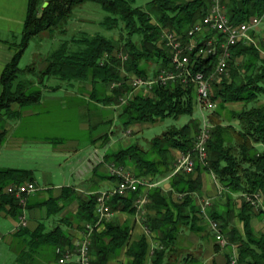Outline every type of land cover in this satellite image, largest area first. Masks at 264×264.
I'll list each match as a JSON object with an SVG mask.
<instances>
[{"label":"trees","instance_id":"trees-1","mask_svg":"<svg viewBox=\"0 0 264 264\" xmlns=\"http://www.w3.org/2000/svg\"><path fill=\"white\" fill-rule=\"evenodd\" d=\"M27 1L21 41L14 45L16 53L0 74V85L3 89L0 95V145L6 140L7 122L20 120L25 110L40 108L44 90L58 89L59 86L45 85L51 78L67 84L73 81L90 83L93 88L90 100L101 101L106 105H118L120 107L118 120L125 129L141 123L154 124L158 119L178 120L181 117H189L191 119L182 126H169L161 136L150 142L147 149L141 144H133L110 155L111 161L118 167L134 166L135 169L131 172L141 180L148 175L170 176L169 192H165L161 187H155L148 193L151 203L149 206L155 212L143 217V225L158 243L151 264H162L166 254L173 252L185 226L194 232H202L205 229L204 226H200V223L205 221L193 197L202 189L200 180L203 171L211 172L225 189L222 195L225 199V210L220 211L219 204L216 203L210 217L219 223L224 237L231 244H237V264H264V234L256 235L251 227L253 207L242 197L243 194L257 192L264 195V151L258 147H264V57L261 50L253 44L242 42L232 47V58L228 66L230 75L213 85L210 96L211 101L221 109H225L227 103L237 102L243 103L244 107L238 112L227 111L228 123L225 125L223 120L217 122L210 120L212 129L207 145L206 166L198 164L192 173L173 174L177 157L171 154L172 151H178L180 154L192 151L194 138L199 131L200 122L193 118L196 111L194 86L191 83L184 85L177 79L164 85H152L150 90L140 89L142 92L130 98L133 87L127 81L129 77L154 78L161 69L171 68L170 51L163 42L165 31L176 34L183 43H187L188 31L195 22L203 19L208 13L211 1L149 0L144 7L135 6L136 0ZM46 2L48 4L44 7ZM87 2L98 4L109 15L101 24L105 29L122 28L126 32L127 59L124 60V64H121L124 55L116 57L118 51L115 50L111 39L84 33L80 39L63 42L48 56L45 67L39 72L33 65L25 69L19 66L33 38L46 31L51 33L58 30L65 34V28L75 7ZM222 2L226 15L233 24L243 23L264 12V0ZM212 35L215 36V33L205 34L204 37ZM134 36H138L139 44L134 42ZM197 39L202 42L201 38ZM201 42L199 47L203 45ZM71 43L77 45L79 49L71 51ZM262 51L264 52V42ZM217 56L202 59L191 54L192 73L213 72L218 62ZM239 57L243 59L236 63ZM148 62L155 63L152 75L142 64ZM237 64H241L238 65L239 68ZM121 66H124V70ZM238 69H243L242 77H239ZM122 72L125 73L124 77ZM22 76L26 77V80L20 79ZM112 84L114 86L108 95L106 88ZM122 97H126V101L120 104ZM233 122L237 125H233ZM32 172L16 168L0 169V191L11 184L15 186L27 182L34 183ZM195 172L198 173L197 177L193 176ZM62 191L61 197L65 200L67 194L72 193L71 188H63ZM139 193L140 190L127 197H114L109 202L111 210L134 211L133 199ZM173 193L181 195L179 198L181 200L174 201L171 196ZM235 196L242 199L237 214L234 210ZM96 198L97 195L79 198L77 218L85 223L83 226L85 234L88 232V225L92 228L91 264H108L109 257L116 254L126 243L129 230L113 221L99 223L94 212ZM5 204L10 205L13 210L21 209L19 201L8 195L1 197L0 206ZM45 204L56 205L57 201L51 200ZM235 217L243 223V235L231 224ZM102 223L104 228L98 232ZM30 239L31 248L48 245L55 249V253L57 248L72 246L61 227L53 228L49 232H44L42 227H38L32 234L30 233ZM105 239L109 242L105 243ZM217 245L216 248L219 249V244ZM146 251L147 244L143 238L138 244L131 246L128 254L134 258L132 264H143ZM56 256L58 261L57 253ZM226 257L227 263L231 264L230 252Z\"/></svg>","mask_w":264,"mask_h":264},{"label":"crops","instance_id":"crops-1","mask_svg":"<svg viewBox=\"0 0 264 264\" xmlns=\"http://www.w3.org/2000/svg\"><path fill=\"white\" fill-rule=\"evenodd\" d=\"M27 0H0V74L7 64H9L15 53L16 48L12 43L1 38V35L8 36L12 32L22 34L24 21L27 14ZM253 34V32H252ZM252 41L257 44L264 40V30L255 31L252 35ZM264 57V52H262ZM243 57L237 58L241 61ZM1 78V75H0ZM63 83V82H62ZM61 83V84H62ZM58 89L66 91L64 96L57 97L56 95L42 98L40 108L28 109L23 111L22 118L18 121L7 122L5 129L7 131L4 145H0V150L3 147L20 149L25 143H28L31 148L40 150L42 147L52 149L55 155L64 158H76L75 171L72 174V179H67L64 183L55 185L50 179L43 180V186H40L37 177L36 169L33 167H10L23 170H31L34 174V184L37 188L36 192L28 195L25 198V205L21 209H12L10 205L0 206V264H58L55 249L51 246L45 245L41 247L31 248L30 233L32 234L38 227H42L44 232L52 231L53 228L61 227L70 243L76 244L85 237L84 225L85 223L77 218L79 211V198L89 195H98L103 191H110L115 186V179L109 172V167L115 163L111 161V154L118 152L121 148H127L133 144H138L137 140L133 142L131 139L135 134L134 131L137 126L125 129L132 131L134 134L130 138L116 137L112 126L120 113L118 105H106L101 101L90 100L92 92V85L84 82H64V85H58ZM67 86V88H65ZM69 89V92H68ZM52 90H45L46 92ZM3 89L0 85V95ZM54 91V90H53ZM107 94H110L107 88ZM217 103V102H216ZM60 109L68 107L73 108L80 114L85 112L86 107H93L94 118L97 123L107 124L110 128L107 132L90 135L87 142L81 144L75 139L64 138V135H55L56 130H60L56 125L53 126L49 116H42V113H48L52 106L55 105ZM244 104L241 102L227 103L225 108L228 111L238 112L242 110ZM217 106L215 107V109ZM214 110V109H213ZM96 112V113H95ZM25 121L28 122L23 126ZM148 127L150 123H142ZM233 125H237L233 122ZM24 128L21 135L12 137L11 135L17 130ZM81 128L90 134L91 126L82 125ZM139 132V131H138ZM150 143V142H149ZM143 147V146H142ZM261 151H264L263 146H258ZM144 148V147H143ZM173 156L178 157L180 152L172 151ZM52 154H48L50 157ZM122 167V166H121ZM133 171L135 168L132 165L126 166ZM198 175V174H196ZM196 175L194 177H196ZM73 180V181H72ZM148 186L140 189L139 194L148 197L149 190L155 187H161L165 192L171 190L170 176L166 177H152L146 176L145 179ZM150 181V182H149ZM202 189L199 193L194 194V203L197 207L209 200L211 205L207 208V213L213 211L216 203L219 204V210H225V199L222 197L225 192L223 186L218 182L211 172L203 171L201 173ZM222 186V187H221ZM63 188H71L72 193L67 194V198L62 199ZM133 199H137L138 195ZM3 196V194H2ZM1 196V197H2ZM172 199L177 201L178 194L173 193ZM0 197V203H1ZM205 198L201 200V198ZM235 214L238 213L242 205L240 196H235ZM55 200L57 204H45L48 201ZM149 203L145 207L146 214H154L155 211L150 208ZM134 211H122L121 209L113 212V216L105 222L113 221L123 228L129 230V237L123 247L114 255L109 257L108 264H132L133 256L128 254L131 246L136 245L143 238L147 244L146 256L143 264H151L154 250L158 247V243L143 225V217L139 210L132 205ZM254 216L251 219V227L256 235L264 234V197L262 198L260 208L253 209ZM7 224V225H6ZM200 226L205 229L202 232H194L188 230V227L183 228L182 234L176 241V246L172 251L168 252L162 264H228L226 254L237 253V244H232L227 252L222 248L217 249L213 233H210V228L207 223L201 222ZM243 235V223L237 217L231 223ZM104 224L99 226L98 232L103 230ZM227 239V238H226ZM105 243L109 240L105 239ZM95 258V255L93 256Z\"/></svg>","mask_w":264,"mask_h":264},{"label":"built area","instance_id":"built-area-1","mask_svg":"<svg viewBox=\"0 0 264 264\" xmlns=\"http://www.w3.org/2000/svg\"><path fill=\"white\" fill-rule=\"evenodd\" d=\"M212 5L208 13L203 19L194 23L188 31V42L183 43L182 39L174 33L165 31L164 46L170 51L171 68L161 69L157 76L150 79L139 77H129L127 83L133 87V90L147 89L150 90L152 85L167 84V82L180 79L184 85L193 84L195 92V108L199 110L202 120L199 126L197 136L194 138L193 149L188 153L179 155L175 162L173 174L183 172L186 174L192 173L196 165L206 166L208 161L207 145L211 138L212 125L207 120L206 114L210 113L216 107V104L211 101V92L215 83L222 82L229 77V61L231 59L232 47L238 43L247 44L251 42L250 32L255 31L264 22V12L261 15L254 16L248 21L239 24H233L229 21L225 13V7L222 0H211ZM218 32L221 38L206 37V40L198 41L201 35L212 32ZM203 43L201 47L199 44ZM195 54L196 58L207 59L210 56L218 55V62L215 69L211 73L194 72L190 55ZM123 61L127 59L123 56ZM113 84L111 88H113ZM126 98V97H125ZM124 97L120 99L121 103L126 101ZM109 172L116 179L115 186L110 191H103L97 195L95 205V215L98 217V222L110 219L113 212L109 202L114 197H127L129 194L138 193L139 190L148 183L144 179L137 178L133 173L123 167L111 165ZM36 186L32 182H27L19 185H8L4 190L0 191V197L8 195L18 200L21 206L25 205V198L28 195L35 193ZM263 194L257 192L255 194L245 195V199L253 207L257 208L262 201ZM149 203L146 195L139 194L134 201L136 207L142 216L146 215L145 207ZM211 205L210 201H205L200 209V215L209 225L216 242L221 247H226L229 243L223 236L220 225L213 220L207 213V208ZM87 233L81 242L77 243V248H57L56 253L59 256L58 264H91L90 247L92 244L91 234L92 228L87 226ZM231 264H237L236 257L231 259Z\"/></svg>","mask_w":264,"mask_h":264},{"label":"rangeland","instance_id":"rangeland-1","mask_svg":"<svg viewBox=\"0 0 264 264\" xmlns=\"http://www.w3.org/2000/svg\"><path fill=\"white\" fill-rule=\"evenodd\" d=\"M148 2L149 0H136L135 6L144 7L146 6ZM211 5H212V1H211ZM225 13H226V10H225ZM108 16L109 15L98 4H95L92 2H87V3H84L82 5L75 7L71 15V18L65 28L66 33L61 34L58 30L51 32V33L49 31H46V32H43L40 36L33 38L30 41L28 48L25 50L20 60L19 66L22 69L23 68L25 69V67L29 65H33L36 71L39 72L45 67L46 59L48 58V56L53 51L57 50L63 42L65 41L71 42L72 39H80L82 38L84 33L89 36L101 35V36H104L105 38L111 39L113 41L112 43L115 47V50L118 51L116 57L119 58L120 54L127 56L126 54L127 51L125 49L126 32L123 31L122 28L121 29L117 28L114 30H107L101 25L104 19ZM260 30H264V22L255 31H260ZM255 31H252L253 34ZM252 32H250V37H251ZM212 33H215V36L212 35L214 38H221V35L218 32L214 31ZM203 37H204L203 35L199 37L201 38L202 42L206 40V37H204V39ZM207 37H211V36H207ZM1 38L6 41H9L13 45H16L20 43L22 34L12 32L8 36L1 35ZM133 40L135 43L139 44L138 36L137 37L134 36ZM263 42L264 40L260 41V43L257 44L256 42H254V39L252 41V38H251V42L247 44L248 45L253 44L255 47L261 50L260 52H263L262 51ZM78 49L79 47L77 45H75L74 43H71L70 45L71 51H77ZM231 58H232V54H231ZM237 62H240V61L237 60L236 63ZM124 63H125L124 61L121 62V64H124ZM142 64H144V66L147 67L148 73L152 75L154 68H155V63L148 62V63H142ZM238 65L240 66L241 64H237V67L239 68ZM122 69L124 70V66L122 67ZM243 72H244L243 69H238L239 77H242ZM122 75H123L122 77H124L125 73L122 72ZM229 75H230V72H229ZM25 78L26 77L22 76L20 79L26 80ZM230 81H231V78H230ZM61 83L62 82H60L59 80L51 78L48 81H46L45 85L48 87L58 86L59 84L60 86L61 85L63 86L64 82L62 84ZM65 88H67V86H65ZM107 88L109 89L111 93V90H112L111 86ZM68 92H69V89H68ZM139 92H142V91L140 89L138 90L134 89L132 94L129 97L131 98V96H133L136 93L139 94ZM65 93L66 91L64 89L54 90V91L49 90L47 92L44 90L43 96L47 97V96L56 95L57 97H60V96H64ZM219 102L220 101H218V103ZM120 104H123V103L120 102ZM85 110L86 111L83 112V114H80L79 111L77 112L76 110L70 107L66 109H62V108L60 109V107L57 106L56 104V107L55 105H53L51 110L48 113H42L41 115L49 116V118L51 119L49 121L52 122V125L53 126L56 125L58 128H61L60 130H56L57 133L55 135H64L63 136L64 138H67L69 140L75 139L79 141L81 144H84L85 142H87V139L90 135H96L98 133L107 132L108 129L110 128L109 126H107V124L97 123V120L94 118V112L90 111V110H94L93 107H90V106L86 107ZM227 111H228L227 108L221 109L220 106L218 105L216 109L214 108V110L212 109L210 113L206 114L205 118L209 121L213 120L216 122L223 120L224 125H225L228 123ZM201 117L202 116L200 115L199 110L196 109L193 118L198 119L199 122L201 123V120H202ZM190 119L191 118L189 117H181L178 120H173L169 118L163 119V120L158 119L154 124L150 123L148 124L149 126L145 128H144L145 125H143L142 123L140 125L137 124L139 127H136L134 131L135 134L132 131L130 132V131L125 130V127L122 125V123L119 120H116V122L114 123V126H112V130L114 131L116 137L121 136L124 139L130 138L134 134L131 138L133 142L137 141V140H134L137 138L139 140L137 141V143L141 144V146L147 149L150 145L149 142H151L154 138L161 136L169 126H172V125L182 126V124L187 123ZM26 124H28L27 121L23 123V126H26ZM210 124H211V121H210ZM82 125L91 126L90 134L86 133L83 130V128H81ZM129 128L133 129L132 126H129ZM23 131H24V128H20L19 130H17V134L14 132L11 136L16 137V136L21 135L22 137H25L24 134H22ZM48 154H52V155L49 157ZM77 158L79 157L64 158L62 156H57L55 155V152L52 151L51 148L47 149V147L44 148L41 146L40 150H37L36 148H31L30 145H28V143H25L20 149H13V148L7 149V147L1 148L0 150V169L10 168V167H30V168L33 167L34 169H36V172L34 173H36L37 177H41V180L38 179L40 186H43V180L48 181V179L50 178H52L50 180L55 185L56 184L59 185L60 183H64V181L67 179H70V178L72 179V174L74 173L75 167H76L75 160ZM123 168L128 169V167H124V166ZM196 172L194 173L193 176L196 175ZM197 176L198 175H196V177ZM245 195L247 194L242 195L244 199H245ZM181 197L182 196L180 195L176 199L181 200L179 199ZM203 199L205 198L204 197L201 198V200ZM261 202L258 204L257 208L253 207L250 203L249 204L253 207V209L257 210L258 208H260ZM106 220H103V222ZM226 240L229 243L226 247H221L219 245V248H222V250L224 249L226 250L225 252L228 251L227 249L229 247H232V244L229 242V240L228 239ZM79 242L81 241H78V243ZM214 242H215V245L218 244L216 240H214ZM76 244H73L70 248L76 249L77 248ZM236 255L237 253L233 255L231 254V259L233 257H236Z\"/></svg>","mask_w":264,"mask_h":264},{"label":"water","instance_id":"water-1","mask_svg":"<svg viewBox=\"0 0 264 264\" xmlns=\"http://www.w3.org/2000/svg\"><path fill=\"white\" fill-rule=\"evenodd\" d=\"M47 4H48V3L46 2V3H44V5H43V6L45 7V6H47Z\"/></svg>","mask_w":264,"mask_h":264}]
</instances>
